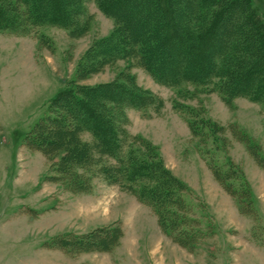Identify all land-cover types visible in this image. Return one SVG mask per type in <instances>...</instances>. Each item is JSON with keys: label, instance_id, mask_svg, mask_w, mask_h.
Instances as JSON below:
<instances>
[{"label": "rangeland", "instance_id": "rangeland-1", "mask_svg": "<svg viewBox=\"0 0 264 264\" xmlns=\"http://www.w3.org/2000/svg\"><path fill=\"white\" fill-rule=\"evenodd\" d=\"M253 4L264 13V0H253ZM98 8L94 0L88 2L91 14L88 29L74 36L67 27L56 24H45L29 33L0 32V213H17L15 220L30 227L25 238L30 241L57 230H74L67 235L72 238L75 232L85 231L86 234L119 224L131 236L124 241L121 237L117 244H121L119 249L117 246L113 249L115 264H264L262 103L240 96L226 104L218 91H206L204 87L191 84L183 87L160 84L145 68L134 64L130 69L139 85L155 93L165 105L160 113L155 112L157 103L141 111L128 109L127 127L134 133L140 132L156 146L166 168L186 187L179 227L183 228L182 233L188 232L184 238L191 247L194 245L192 248L175 241V233L170 232L171 238L163 230L160 232L156 220L147 209L144 211L139 199L135 201L129 190L122 192L118 184L108 185L95 176L91 188L94 191L74 190L65 179L61 180L57 171L56 164L65 153L63 149L53 150L49 155L29 141L28 133L51 112V100L77 80L79 61L88 48L113 30L114 19ZM132 12L130 14L137 18L136 11ZM227 27L223 24L218 30ZM173 38L166 44L167 49L171 50L175 44ZM209 44L207 55L217 49L214 42ZM177 57L175 54L173 58ZM129 63L118 59L78 82L96 86L112 81ZM179 89L190 93L178 95ZM176 101L193 109V117L190 116L194 119L193 125L188 122L186 113L175 109ZM205 119L221 126L211 129L212 122ZM235 124L249 139H241L233 127ZM91 137L85 132L80 139L91 142ZM247 142L257 147L262 161L250 152ZM199 153L205 160L211 159L229 177L227 182L240 193L243 206L222 188L212 169L199 159ZM231 162L240 172L229 171ZM95 170L96 167H90V175ZM75 171L85 170L77 167ZM244 181L251 190L245 187ZM245 190L249 192L244 193ZM144 206L153 209L150 205L152 209ZM50 207L66 210L68 215L60 220L51 212L44 213ZM251 208L252 212L244 210ZM62 237L65 236L58 238ZM15 244L13 252L21 251V255L39 248L37 243L33 248L22 242ZM10 246L3 237L0 247L5 251H0L3 254L0 264H17L10 257L12 251L6 252ZM52 247L67 251L72 258L67 264H111L103 253L113 250L69 251L61 245ZM87 256L95 259L85 258Z\"/></svg>", "mask_w": 264, "mask_h": 264}, {"label": "trees", "instance_id": "trees-1", "mask_svg": "<svg viewBox=\"0 0 264 264\" xmlns=\"http://www.w3.org/2000/svg\"><path fill=\"white\" fill-rule=\"evenodd\" d=\"M89 1L0 0V32L29 33L45 24H56L67 27L72 36L84 33L91 18ZM94 1L99 10L114 19V28L88 48L79 61L77 80L51 100V112L27 137L43 153L51 155L53 150L63 149L57 171L74 190L90 191L95 176L118 184L153 208L167 235L175 233V241L192 248L194 245L185 242L188 232L182 233L179 227L186 187L166 168L156 146L127 127L128 109L141 111L157 103L155 112L160 113L165 105L155 93L139 85L130 69L137 64L160 84H191L218 91L226 104L246 96L264 106V13L253 0ZM132 11H136L137 18L130 14ZM223 24L228 27L218 30ZM171 37L176 41L170 50L166 44ZM212 42L217 49L207 55ZM118 59L130 63L112 81L96 86L78 82ZM180 93L186 96L190 91L183 93L179 89ZM174 107L186 113L191 125L195 123L190 119L193 109L178 101ZM205 120L212 122L211 129L219 125ZM233 127L241 139H249L236 124ZM85 132L92 136L91 142L80 139ZM247 144L254 157L262 161L257 147ZM207 160L219 183L243 206L240 193L227 182L229 177L211 159ZM77 167L85 171L77 172ZM90 167H96L92 175ZM233 170L240 172L232 163L229 171ZM251 209L244 210L252 212ZM122 236L123 228L118 224L72 238H58L50 246L61 245L69 251H111Z\"/></svg>", "mask_w": 264, "mask_h": 264}, {"label": "crops", "instance_id": "crops-1", "mask_svg": "<svg viewBox=\"0 0 264 264\" xmlns=\"http://www.w3.org/2000/svg\"><path fill=\"white\" fill-rule=\"evenodd\" d=\"M130 132L133 134L141 135L140 132H137V133H134L132 131H130ZM141 136H143V135H141ZM199 155H200L199 159L202 161V163L204 165H206L211 170V168L208 164V161L204 159V157L201 155V153H199ZM100 180L105 181L103 178H100ZM105 182L107 183V181H105ZM218 183H219V181H218ZM95 184H96V181H94L93 188H95ZM107 184L108 185H117V184H110V183H107ZM118 188H120V186H118ZM120 190H122V192L123 191L127 192V191L123 190L122 188H120ZM90 191L92 192L94 190L90 189ZM133 196H134V198H133L134 200L138 199L135 196V194ZM139 202L143 206V208H145V210L144 209L143 210L145 212L148 210L149 211L148 213H150L151 216L156 220L158 230L161 232L162 229L159 228L160 226L158 225L159 224L158 217L155 213L154 214L152 213L153 209L149 205H147L141 201H139ZM144 205L149 206L152 209V211L149 208L145 207ZM47 212L53 213L55 216L59 217L60 220L63 219V216L66 217L68 215V214H66L67 213L66 210L65 211H62V210L58 211L57 209L53 210L51 207L47 208V211L44 213H47ZM15 217H17V213H14V214H10L9 212L0 213V242H2V238L4 237L6 239V241L8 242V244L11 245L7 249L6 252H8V254H10V250L12 251L10 257L12 258L13 262H16L17 264H67V262H70L72 260L71 256L68 255L67 251H63L62 249H59V248H53L49 244L61 235L67 237V235L74 233L73 232L74 230L65 231V232H61L62 230H57V231L52 232L51 234H46L45 236H41V235L36 236L33 239H31V241H30V240H26L28 237V233L30 232L27 230L30 227L27 225L26 226L20 225V223H18V220H15ZM66 230H68V229H66ZM82 234H85V231H83ZM75 235H81V232L80 233L75 232ZM129 236H131V234H129V233L127 234V230L125 228H123V236H122L121 240L124 241V238H127ZM18 242L26 243V244H28V246L31 245L32 248L34 247L35 243H37L39 248H36L35 250L31 249V252L29 251V252H27V254L21 255V251H19L17 253L13 252L14 251L13 246L16 245L15 243L18 244ZM46 243L49 246H46ZM120 245H118L116 248L119 249ZM4 249L5 248L0 247V251H2V250L5 251ZM38 250H39V253H38ZM112 252H114V250L111 252H105L103 254H104V256L110 258L111 261H109V262L111 264H115L116 257H113L115 253H112ZM95 253L101 254L100 252H95ZM83 254H87V253H83ZM90 254H92V253H90ZM2 255L3 254H1V252H0V257ZM85 258L95 259L94 256H87ZM0 262H2V261L0 260Z\"/></svg>", "mask_w": 264, "mask_h": 264}]
</instances>
